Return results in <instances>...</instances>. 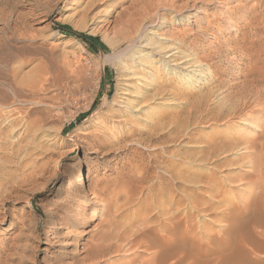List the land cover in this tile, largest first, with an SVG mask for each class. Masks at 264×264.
<instances>
[{
	"label": "rangeland",
	"instance_id": "rangeland-1",
	"mask_svg": "<svg viewBox=\"0 0 264 264\" xmlns=\"http://www.w3.org/2000/svg\"><path fill=\"white\" fill-rule=\"evenodd\" d=\"M263 133L264 0H0V264H264Z\"/></svg>",
	"mask_w": 264,
	"mask_h": 264
},
{
	"label": "bare ground",
	"instance_id": "bare-ground-1",
	"mask_svg": "<svg viewBox=\"0 0 264 264\" xmlns=\"http://www.w3.org/2000/svg\"><path fill=\"white\" fill-rule=\"evenodd\" d=\"M175 48V47H174ZM173 48V49H174ZM172 49V50H173ZM169 55H172V54H169ZM104 56H106L105 58H103V61H107V60H109L110 58L109 57H107V55H104ZM144 57V56H143ZM109 58V59H108ZM114 60V59H113ZM139 60V59H138ZM143 62V61H142ZM142 66V63H138V64H136V68H135V70H133L132 71V75L131 76H133L132 78H130L129 76H124L125 77V79L126 80H128L127 81V83H125V85L127 86V89L128 90H130L131 91V96L130 97H128L127 98V103L129 104V103H131V102H133V97L135 96V94L137 93V92H139V88H140V85L138 86H134V81L135 80H139V79H142L143 78V76H145V75H148V74H150L152 71L151 70H149V69H146V68H144V70H141L140 69V67ZM191 67H192V65H186L185 66V68L187 69V72L184 74V75H182L181 77H180V80L185 84V85H191V84H194L195 83V81L197 82V80H199L200 79V75L201 74H203L202 72H203V68H197V69H195V70H192L191 69ZM206 67V66H205ZM128 69V68H127ZM126 69V70H127ZM191 71H193V72H191ZM210 75H211V73L209 72V74L204 78L205 80H204V82L205 83H210ZM145 78V77H144ZM148 81V80H147ZM147 81L145 82V83H142L143 84V88L144 87H147V85H146V83H147ZM138 82V81H137ZM151 82V81H150ZM149 83V82H148ZM142 89V88H141ZM142 91H143V89H142ZM146 91V90H145ZM144 91V92H145ZM128 92V91H127ZM141 96L139 97V99H135V101H134V105L133 106H129V110H134L135 108V119H137V120H145V121H150V119L152 118V115H154V114H157L158 115V112H159V109H158V105H159V103L157 102V103H155V101H153V99H152V97H151V95H148V94H145V93H139ZM144 94V95H143ZM138 96V95H137ZM138 109V110H137ZM162 112V111H161ZM160 113V112H159ZM166 113V112H165ZM126 114V113H125ZM153 120V119H152ZM254 123L255 122H251V127H253L254 126ZM258 127V126H257ZM263 131V130H262ZM264 134V133H263ZM249 139H251V138H249ZM248 138H246V140H243V141H239V143L238 144H243V143H250L251 145L253 144V143H256V142H252V140L250 141ZM262 139V138H261ZM238 140V139H237ZM258 140V139H257ZM252 142V143H251ZM263 142H264V140H263ZM262 142V143H263ZM260 143V142H259ZM250 144H249V146H250ZM255 145V144H254ZM258 145V144H257ZM248 145H247V147H249ZM256 146V145H255ZM262 146H264V145H262ZM254 147V146H253ZM257 147V146H256ZM258 148V147H257ZM68 150H70V149H68ZM262 160H264V159H262ZM76 166H77V169H78V172L76 173L77 175L75 176L76 178H75V181H76V183H77V185L80 187V188H84V190H85V193H84V195H88V191H87V180H86V176H85V169H84V167H83V165H82V162H81V160H80V158H77V160H76ZM85 201H87V199H85ZM257 203V202H256ZM258 206L260 207V208H262L263 206H264V202L262 201V202H259L258 203ZM193 207V206H192ZM263 209V208H262ZM261 211V210H260ZM87 212V207H85V209H84V215L85 214H87L86 213ZM78 215V214H77ZM80 215V214H79ZM178 216V215H177ZM68 216H66V215H64L63 216V219H66ZM255 218V217H254ZM261 218V217H260ZM263 218V217H262ZM257 220H258V218H257ZM261 220V219H260ZM263 220V219H262ZM264 221V220H263ZM260 222V221H259ZM84 222H79L78 220H77V218H76V215H74V216H70L69 217V219L67 220V221H65L64 222V224L63 225H57L56 224V226H55V228L57 229V233H56V236L59 238L58 240H56L57 241V246H56V250H57V256H54V258H53V262H57L58 260H59V258H60V255H61V252L63 251V249L65 248V250H66V255H65V257H66V259H67V262L66 263H63V264H90V263H95V262H98L99 260H100V258H101V256H105L104 254H106V252H110V251H107V250H105L107 247H109L110 245L109 244H105L106 243V241H108V240H106V239H109L108 238V236H107V234L105 235V234H99V236L96 238V239H98V242H94L93 244H91V245H89L90 247H88L87 249V256L86 257H83V258H73V256H74V254H75V252H76V250L74 249V245L76 244V239L78 238V236H79V228L81 227L80 225H84L83 224ZM264 223V222H263ZM262 225V224H261ZM263 227V229H264V226H262ZM61 228H66V230H68L65 234H61V232L59 231ZM263 229H262V231H261V233L263 232ZM116 230V229H115ZM88 233H90V232H88ZM88 233H83V236H86ZM124 234V233H123ZM128 234V233H127ZM137 235V234H136ZM238 235V234H237ZM236 235V236H237ZM262 235H264V233L262 234ZM116 237V236H115ZM119 237V236H118ZM242 237H243V235H242ZM242 237H240V235H239V237H238V240H239V243L240 242H242L243 241V239L244 238H242ZM136 238V237H135ZM165 242L167 243V242H169L170 241V237L169 238H167L166 236H165ZM63 241V242H61V243H59L58 241ZM111 240V239H110ZM109 240V241H110ZM119 242H121V241H119ZM164 242V241H163ZM257 243V242H256ZM198 244V243H197ZM116 244L114 243V247L112 248V250H114V252H118V251H122V250H120L119 249V245H117V246H115ZM241 245H243V244H241ZM262 245V244H261ZM112 246H113V244H112ZM111 247V246H110ZM125 247V246H124ZM242 247V246H241ZM257 244H256V248H254V249H256V251H257ZM147 248V247H146ZM243 248H245L244 247V245H243ZM108 249V248H107ZM253 249V248H252ZM253 249V250H254ZM258 249H260V247H258ZM262 249V248H261ZM260 249V250H261ZM239 250V249H238ZM163 251H164V249H163ZM244 251V250H243ZM255 251V250H254ZM259 251V250H258ZM245 252V251H244ZM166 253V252H165ZM237 253V252H236ZM243 253H241V255H242ZM233 256H235V255H233ZM237 257V256H236ZM235 257V259H236V263H237V258ZM102 259V258H101ZM234 259V260H235ZM234 260H230V262L232 263ZM240 260V259H239ZM249 260V259H248ZM136 261V260H135ZM166 261V260H165ZM169 261V260H168ZM242 261H243V259H242ZM242 261H240V262H242ZM174 262V261H173ZM239 262V263H240ZM134 263V262H133ZM54 264V263H53ZM56 264H58V262L56 263ZM153 264V263H152ZM241 264H244V263H241Z\"/></svg>",
	"mask_w": 264,
	"mask_h": 264
},
{
	"label": "trees",
	"instance_id": "trees-1",
	"mask_svg": "<svg viewBox=\"0 0 264 264\" xmlns=\"http://www.w3.org/2000/svg\"><path fill=\"white\" fill-rule=\"evenodd\" d=\"M62 30H63V31H64V30H65V31H68V32H70L71 34L75 35V36L78 37V38H81V39L85 38V39H87V40L92 41V37H91V36H89V35H87V34H85V33L81 34V33H78V32H75V31H72V30L68 29L66 26L62 27Z\"/></svg>",
	"mask_w": 264,
	"mask_h": 264
}]
</instances>
